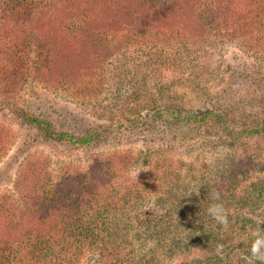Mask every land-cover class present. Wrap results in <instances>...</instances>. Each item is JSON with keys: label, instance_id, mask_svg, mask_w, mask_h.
<instances>
[{"label": "trees", "instance_id": "16d2710c", "mask_svg": "<svg viewBox=\"0 0 264 264\" xmlns=\"http://www.w3.org/2000/svg\"><path fill=\"white\" fill-rule=\"evenodd\" d=\"M63 1L0 0V76L8 78V95L16 94L30 79L40 78L55 89H68L76 95L84 90L83 96L97 98L104 83L98 68L121 47L122 36H128L131 31L135 32V38L137 32L154 33L165 41L174 40L188 47L205 43L212 35L227 33L240 38L246 47H259L264 51V46L254 41L256 33L264 40V0H170L169 4L160 0H115L114 13L109 6L95 0H67L71 6L80 7L76 10L70 5L63 6ZM63 8L68 9V13L62 22L59 19L57 27L62 24V34L74 38V42H69L73 46L80 50L84 40L90 39L89 34L100 33L94 45L98 42L102 45L92 54L98 52L104 59L99 60L95 72L90 68L97 60L86 51L83 55L90 67L78 73L71 69L60 71L58 68L62 65H59L55 67L56 75L49 64H45L44 55L29 54L31 49L43 48L49 55L50 47L56 48L53 33L48 32L46 16L54 9L61 13ZM95 9L108 14L101 16L107 20L105 25L95 24L100 16H89V11ZM124 16L128 20L124 21ZM15 26L25 30L22 37L14 35ZM251 26L256 29L255 34L248 31ZM97 27H101L97 29L99 32H93ZM44 29L47 30L45 35ZM58 54L57 47L56 56ZM151 102L154 119L162 120L169 114L172 123L192 122L208 127L211 122L223 131L229 146L239 155L236 157L234 152H229L220 160V163L224 161L221 166L224 175L229 177L237 176L245 164L243 155L252 151L251 146L247 150L244 141L247 135L264 133V114L249 115L240 111V107L198 113L167 98L161 104ZM11 109L24 124L37 129L43 139L71 149L98 146L113 136L114 130L106 124L91 126L85 133L78 134L58 129L49 117L30 110ZM131 121L133 132H140L137 120L132 118ZM0 141L3 142L2 138ZM258 148L263 149L261 144ZM131 155L98 153L87 164L62 162L60 170L46 161L25 163L14 191L0 194V264H81L87 258L99 264H258L251 258L250 248L253 233L264 230V212L262 221L252 218L245 223L248 243L242 241L245 245L240 251L238 243L233 241L235 237L226 234L222 225L206 218L191 220L185 216L187 211L194 216L201 196L208 208L214 202L210 191L219 193L220 202L227 206L231 204L233 193L225 195L213 184L197 195L187 182L183 183L182 165L171 158L162 165L156 163L151 173L140 180L138 175H130L132 171L129 173ZM192 169L196 171L195 163ZM198 178L205 181V173ZM242 195L236 202L244 204L246 209L263 206L264 178L253 182ZM154 196L157 197L154 204L166 214L163 212L155 219L143 221L141 228L135 230L127 220L130 211H138L141 204L148 203ZM179 215L183 216V221H178Z\"/></svg>", "mask_w": 264, "mask_h": 264}, {"label": "rangeland", "instance_id": "374dc122", "mask_svg": "<svg viewBox=\"0 0 264 264\" xmlns=\"http://www.w3.org/2000/svg\"><path fill=\"white\" fill-rule=\"evenodd\" d=\"M38 1L59 3L60 0ZM95 1L100 5L109 6L111 13L116 11L115 0ZM160 1L170 3V0ZM61 4L67 7L70 5L67 0ZM71 5L70 8L74 10L80 9ZM67 13L68 9L65 8L61 13L54 9L46 16L48 32L53 33L51 36L57 42L56 48L50 47L49 55L43 48L31 49L29 54L36 57L44 55L45 64H49L56 75L59 65H62L58 68L60 71L71 69L78 73L90 67L91 64L83 55L86 51L92 59L97 60L90 68L95 72L99 60L104 59L98 52L92 54L102 45L100 42L94 45V39H100V33L89 34L90 39L84 40L79 50L69 43L74 42L73 37L62 34V24L57 27L59 19L62 22ZM97 15L100 16V21L95 24L105 25L107 20L101 16L108 14L102 9L89 11L92 18ZM126 20L128 17H125L124 21ZM98 28L101 27H97L93 32H99ZM12 30L15 36L20 37L25 32L20 26H15ZM46 31L44 29V35ZM248 31L255 34L256 29L251 26ZM40 34L43 36L41 32ZM136 34V38L134 31L128 36H122L121 47L107 60L108 62L98 68L104 83L95 99L90 95L83 96L84 90L76 95L68 89H55L44 84L40 78L30 79L16 94L8 95V78L0 76V139L3 141H0V194L14 191L23 165L31 160L49 162L53 168L60 170L62 162L73 165L87 164L98 153L132 154L128 164L129 173L132 171L130 175H138L141 180L144 175L151 173L150 170L156 163L162 165L171 158L177 165H182L180 167L183 168V183L187 182L197 195L203 194L213 184L217 186V190L222 189L225 195L233 193L231 204H224L228 211L229 223L223 226L222 230L235 237L233 241L238 243L241 251L245 245L242 241L248 243L245 237L249 231L248 228L244 230L245 225L252 218L262 221L264 212V205L249 210L244 204L236 202V198H241L253 182L264 178V133L247 135L244 139L248 145L247 150H250L251 146L254 155L245 152L242 170L237 176L229 177L224 175L221 168L224 161L220 163V160L229 152H234L232 154H236V157L239 155L233 146H229V140L223 131L218 130L211 122L208 127L207 124L200 127L192 122L172 123L169 114L162 120L154 119L151 117V100L161 104L166 98L171 99L174 103L186 105L188 109L198 113L207 109L235 106L249 115L251 113L261 116L264 114V51L259 47L244 46L240 38L230 33L212 35L207 42L189 47L176 44L174 40L165 41L161 35L154 33ZM256 34L254 41L257 45L261 43L264 46V40ZM57 47L59 54L56 56ZM11 108L15 111L30 110L49 117L58 129H68L78 134L85 133L91 126L106 124L114 130L113 136L98 146L71 149L66 145L43 139L37 129L24 124ZM132 118L138 122V133L133 132ZM258 143L263 149L259 150ZM251 155L254 159L249 158ZM192 163H195L196 171L192 169ZM201 173H205L206 177L203 182L198 178ZM156 198L151 197L147 200L148 203L141 204L138 211H130L131 215L127 220L132 222L135 230L141 228L143 221L155 219L163 212L166 214L165 210L154 204ZM204 199V196H201L194 216L188 211L185 216L192 218L191 220L206 218L214 221L207 215ZM181 217L183 216H178V221H183ZM247 220L248 222H245ZM134 229H131L132 233H135ZM81 264L99 263L87 258Z\"/></svg>", "mask_w": 264, "mask_h": 264}, {"label": "clouds", "instance_id": "9594fccd", "mask_svg": "<svg viewBox=\"0 0 264 264\" xmlns=\"http://www.w3.org/2000/svg\"><path fill=\"white\" fill-rule=\"evenodd\" d=\"M199 193V189L197 190ZM209 196L214 201L207 208V215L212 218L217 224L227 226L228 211L221 201L219 193H213L210 191ZM254 239L251 244L250 254L251 258L256 260L258 264H264V230L254 232ZM220 251V248L217 249Z\"/></svg>", "mask_w": 264, "mask_h": 264}]
</instances>
